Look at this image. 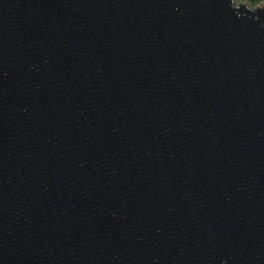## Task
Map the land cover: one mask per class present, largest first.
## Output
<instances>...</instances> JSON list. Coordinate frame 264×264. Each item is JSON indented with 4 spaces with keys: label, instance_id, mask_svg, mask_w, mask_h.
Wrapping results in <instances>:
<instances>
[{
    "label": "water",
    "instance_id": "obj_1",
    "mask_svg": "<svg viewBox=\"0 0 264 264\" xmlns=\"http://www.w3.org/2000/svg\"><path fill=\"white\" fill-rule=\"evenodd\" d=\"M0 264H264V0H0Z\"/></svg>",
    "mask_w": 264,
    "mask_h": 264
},
{
    "label": "trees",
    "instance_id": "obj_2",
    "mask_svg": "<svg viewBox=\"0 0 264 264\" xmlns=\"http://www.w3.org/2000/svg\"><path fill=\"white\" fill-rule=\"evenodd\" d=\"M247 1H249V2H251V3H253V4H255V3H259L261 0H247Z\"/></svg>",
    "mask_w": 264,
    "mask_h": 264
}]
</instances>
